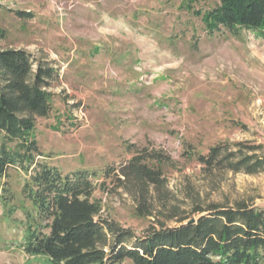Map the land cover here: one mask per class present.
<instances>
[{"label":"rangeland","instance_id":"374dc122","mask_svg":"<svg viewBox=\"0 0 264 264\" xmlns=\"http://www.w3.org/2000/svg\"><path fill=\"white\" fill-rule=\"evenodd\" d=\"M218 4L0 0V50L25 51L33 72L54 71L52 111L36 119L35 162L87 173L101 218L138 238L211 205L264 210V165L250 175L196 160L229 142L256 148L243 154L264 162V37L207 32L202 15ZM132 158L160 173L163 189L142 199L118 175ZM29 173L9 169L1 179L0 264H49L18 248ZM142 204L150 216L138 215Z\"/></svg>","mask_w":264,"mask_h":264},{"label":"trees","instance_id":"16d2710c","mask_svg":"<svg viewBox=\"0 0 264 264\" xmlns=\"http://www.w3.org/2000/svg\"><path fill=\"white\" fill-rule=\"evenodd\" d=\"M218 1L202 15L207 32L264 37V0ZM32 66L25 51L0 50V183L9 169L30 172L21 193L31 211L23 212L18 242L26 256L43 257L49 264H264V210L244 203L211 205L196 210L200 216L192 222L184 218L174 227H151L138 238L101 218L87 173L64 176L35 162L41 156L33 138L36 119L52 111L47 89L54 71L38 65L33 72ZM255 149L224 142L197 154L196 160L210 169L251 175L264 162H251L255 157L243 151ZM118 175L131 181L142 199L150 188L163 189L160 173L138 158ZM137 210L139 216H150L145 204Z\"/></svg>","mask_w":264,"mask_h":264},{"label":"water","instance_id":"95a60500","mask_svg":"<svg viewBox=\"0 0 264 264\" xmlns=\"http://www.w3.org/2000/svg\"><path fill=\"white\" fill-rule=\"evenodd\" d=\"M191 222L193 221V220H190Z\"/></svg>","mask_w":264,"mask_h":264}]
</instances>
